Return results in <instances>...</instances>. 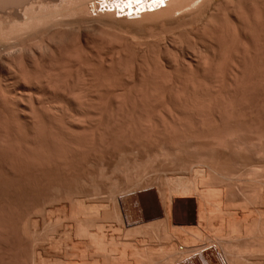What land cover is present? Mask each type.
Masks as SVG:
<instances>
[{
    "label": "bare ground",
    "instance_id": "bare-ground-1",
    "mask_svg": "<svg viewBox=\"0 0 264 264\" xmlns=\"http://www.w3.org/2000/svg\"><path fill=\"white\" fill-rule=\"evenodd\" d=\"M100 19L155 21L163 31L110 65L97 59L107 47L73 37ZM256 165L264 166V0H0L3 181L85 180L107 203L129 187L141 198L150 183L160 191L166 177L189 187L220 167ZM4 206L2 248L8 234L21 238L25 220L35 226L28 233L38 227L33 208Z\"/></svg>",
    "mask_w": 264,
    "mask_h": 264
},
{
    "label": "rangeland",
    "instance_id": "rangeland-1",
    "mask_svg": "<svg viewBox=\"0 0 264 264\" xmlns=\"http://www.w3.org/2000/svg\"><path fill=\"white\" fill-rule=\"evenodd\" d=\"M143 22L128 25L100 19L78 25V28H74L75 31L78 30L73 32V37L79 35L89 47L93 42L94 46L107 47L104 52L98 51L97 59L112 65V62L123 57V52H131L137 47L139 41L163 31L155 21ZM133 164L136 166V163ZM250 167L248 170L241 169L243 172L227 168L222 174V167L217 168L218 170L211 167L209 169L215 171L208 170L212 174L210 176L215 175L214 178L209 176V180L204 177L207 176L205 174L202 180L200 178L191 182L192 186L188 183L189 187L187 183L177 181L179 178L176 179V176L166 177L169 181L163 178L164 183H170L167 187L160 186L162 193L158 191L157 183H150L142 191V198L140 192L135 197L136 193L129 187L122 193L123 196L107 203L97 197L96 187L85 180L79 183L64 180L54 182L55 177L46 179L44 176L45 178H38L35 182L34 178L25 176L28 179H19V182L15 178V182V179L12 181L13 179L6 178L8 181H3L0 178L3 181H0V205L3 203L16 211L23 210L20 209L22 207L27 211L31 207V211L32 208L33 211L36 210L33 212L34 217L38 212L36 230L30 229L28 233L29 223L27 225L28 219L25 220L23 225L27 226H23L22 233H16L21 234V238L8 234V244L4 243L3 248L0 245V259L3 258L4 264H18L21 260L19 264H264V166L260 165L261 169L257 165ZM209 171L206 170L205 173ZM237 171L242 174L239 175L242 178L239 179ZM134 175L136 174L132 172L131 176ZM230 175L238 178H226ZM83 178L86 177H79ZM173 180H176L174 184ZM219 180L224 187L220 186ZM168 186L174 190L171 191ZM178 188L184 190L183 196L179 195L182 192ZM212 188L214 191H211ZM216 188H219L218 196ZM194 190L196 193H192ZM128 191L131 193L126 196ZM165 191L166 198L159 199L165 197ZM171 193L177 196L174 197ZM197 193L198 196L194 195ZM148 194L151 195V200ZM160 194L163 195L159 197ZM135 198L140 199L139 215L125 211V206ZM109 207L115 210L111 208L109 211ZM19 210L17 213L21 212ZM24 215L26 217V213ZM37 220L35 218L34 222ZM95 222L97 223L93 225ZM79 223L83 227L75 226ZM106 224L111 225L106 227ZM24 230L26 234H23ZM14 237L17 239L15 244ZM3 260L0 261L1 264Z\"/></svg>",
    "mask_w": 264,
    "mask_h": 264
},
{
    "label": "water",
    "instance_id": "water-1",
    "mask_svg": "<svg viewBox=\"0 0 264 264\" xmlns=\"http://www.w3.org/2000/svg\"><path fill=\"white\" fill-rule=\"evenodd\" d=\"M139 200L138 198H135V200L129 202L128 204L129 205H126L125 206V211L127 212H133V214L135 215H139L141 213V207H140V204H139ZM132 210V211H131Z\"/></svg>",
    "mask_w": 264,
    "mask_h": 264
}]
</instances>
